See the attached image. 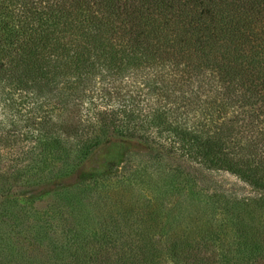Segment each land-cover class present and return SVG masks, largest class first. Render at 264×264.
<instances>
[{
    "label": "trees",
    "instance_id": "trees-1",
    "mask_svg": "<svg viewBox=\"0 0 264 264\" xmlns=\"http://www.w3.org/2000/svg\"><path fill=\"white\" fill-rule=\"evenodd\" d=\"M178 159L257 194L160 207ZM0 230V264H264V0H0Z\"/></svg>",
    "mask_w": 264,
    "mask_h": 264
},
{
    "label": "rangeland",
    "instance_id": "rangeland-1",
    "mask_svg": "<svg viewBox=\"0 0 264 264\" xmlns=\"http://www.w3.org/2000/svg\"><path fill=\"white\" fill-rule=\"evenodd\" d=\"M138 159L134 160L132 163L136 165ZM168 161V160H167ZM179 166L180 176L184 174L190 175V190L187 188H178V186H173V188L169 189L167 193L160 194L158 198V205L162 206H173L176 202H180L185 199H191L195 203L199 200H208L210 199V195L213 194H222L227 196L228 194H234L235 197H252L257 194V192L252 189L248 184L239 180L233 174H230L225 171H205L202 170L199 166H194L190 164V162L186 160H176ZM176 161L174 163H176ZM143 164V163H142ZM168 167L165 169L168 172ZM184 171V172H183ZM132 178L131 182H136L137 186L134 187L139 189L138 194L142 199L148 198L150 195H156L154 192V187H149L145 183H143L147 177L141 176ZM55 186L50 184H43L36 187H31L29 189H16L19 191V198L21 201L29 203L33 208L40 209L47 206L48 202L51 200V194L54 191ZM17 188V187H15ZM190 192V193H189ZM199 196V198H198ZM225 196H223L225 198ZM231 196L229 199L232 200ZM198 204H200L198 202ZM153 224H159V221H152ZM1 231V230H0ZM17 230L15 231L16 234ZM14 234V233H13ZM24 234V235H23ZM18 238L15 239V242H12L11 245H8L6 250H11L12 248L15 250L14 256H16V260L13 261L17 264H40L41 258L44 257L45 260L51 261V252L49 245L47 244L49 240L44 241L40 246H34L31 240H24L21 242L20 240L24 238L25 231ZM25 239V238H24ZM1 260L5 262L6 260L1 255ZM8 264V263H4Z\"/></svg>",
    "mask_w": 264,
    "mask_h": 264
}]
</instances>
